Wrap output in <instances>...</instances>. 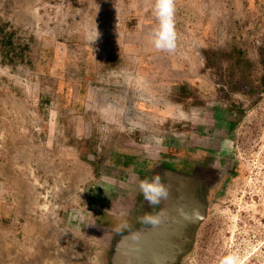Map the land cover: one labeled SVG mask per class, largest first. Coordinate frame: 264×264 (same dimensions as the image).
Instances as JSON below:
<instances>
[{
    "label": "rangeland",
    "instance_id": "1",
    "mask_svg": "<svg viewBox=\"0 0 264 264\" xmlns=\"http://www.w3.org/2000/svg\"><path fill=\"white\" fill-rule=\"evenodd\" d=\"M200 1L172 0V30L182 34L176 46H185V56L198 51L204 59L192 73L180 66L175 52L154 46L160 25L156 0H0V87H13L32 102L37 98L40 128L56 136L61 132L73 143L90 166V193L98 194L105 181L127 175L134 159L152 161L153 176L161 178L156 173L164 157L178 153H164L167 144H183L210 110L240 113L227 133L234 137L228 180L206 212L207 223L218 227L204 264H221L228 257L236 264H264V36L245 50L237 43L238 18L259 12L264 17L259 5L264 0L245 4L235 22L231 5L211 11ZM183 6L187 12H180ZM218 37L226 42H217ZM181 82L190 87L188 93ZM150 99L152 131L132 128L127 122L135 116L132 106L142 111ZM164 101L177 113L166 111ZM191 147L186 152H194ZM138 178L133 197L140 199V182L151 178ZM95 198L83 209L74 208V224L80 227L74 230L95 242L88 255L99 264L135 203L118 202L115 195L113 202ZM90 223L105 234L89 233Z\"/></svg>",
    "mask_w": 264,
    "mask_h": 264
},
{
    "label": "crops",
    "instance_id": "2",
    "mask_svg": "<svg viewBox=\"0 0 264 264\" xmlns=\"http://www.w3.org/2000/svg\"><path fill=\"white\" fill-rule=\"evenodd\" d=\"M248 2L254 0H203L200 5L211 11L231 5L235 22ZM34 98L32 102L13 87H0V264H43V260L46 264H98L96 256L88 255L89 245L95 242L83 231L74 230L75 226L80 228L74 224V208L83 209L89 198L95 202L96 196L105 202H111L113 195L118 202L133 200L138 177L150 175L153 162L132 158L133 163L129 161L125 169L130 177L105 181V193L98 194L95 189L90 193L89 164L61 132L56 136L41 129L42 114ZM231 115V111L219 110L210 129L217 137L227 135L233 143L234 137L227 134L231 132ZM131 164L136 168L129 169ZM46 190L51 191V206L42 197ZM94 232L97 238L105 234L96 224L89 229V233Z\"/></svg>",
    "mask_w": 264,
    "mask_h": 264
},
{
    "label": "flooded vegetation",
    "instance_id": "3",
    "mask_svg": "<svg viewBox=\"0 0 264 264\" xmlns=\"http://www.w3.org/2000/svg\"><path fill=\"white\" fill-rule=\"evenodd\" d=\"M210 112L206 119L195 122L190 137L181 139L183 144H167L164 153L178 151L167 154L159 168L161 173H156L160 174L161 183L167 189V197L155 206L150 205L143 195L140 199L139 196L133 198L135 204L130 211L129 221L116 228L112 247L103 255L101 253L99 264H161V261L163 264L178 247V243L191 238V228L186 224L184 215L178 214L176 209L185 205L191 208L195 200H202L207 212L218 188L221 189L228 180L230 172L231 141L227 135L217 137L211 131L217 109ZM239 114L232 113L228 119L229 125L232 122L237 125ZM192 134L195 136L192 137ZM216 140L219 141L218 145H213ZM190 147L195 151L186 152ZM180 153L182 154L179 155ZM153 174H150L151 180L155 177ZM160 213L159 224L141 222L145 216ZM207 215L195 228L189 251L179 257L177 264H204L218 227L207 223Z\"/></svg>",
    "mask_w": 264,
    "mask_h": 264
},
{
    "label": "built area",
    "instance_id": "4",
    "mask_svg": "<svg viewBox=\"0 0 264 264\" xmlns=\"http://www.w3.org/2000/svg\"><path fill=\"white\" fill-rule=\"evenodd\" d=\"M259 5H260V10L264 11V4L262 5V3H260ZM186 9H187V7H185V6L179 8L180 12H182L184 10H185V12H187ZM243 18L244 19H242V20H240L238 18V20H239V25H238L239 30L238 31H241V35H237V39L239 41L237 43H239L241 45V47L243 48V50H245L246 48H249L251 46V44L254 43L255 41L257 43H259L261 38L264 36V17H262L260 15V12H259L256 15L252 16V18H248V19H245V17H243ZM177 22L182 23V24H187L188 21H185L184 19L177 18ZM195 23L199 24V20H197ZM175 34H176V37H178V38L180 35H182L181 33H175ZM222 39L223 40L219 39V37H218L217 42L223 43V41H225V40H224V38H222ZM184 49H185V46H183L182 43H179L176 46V50L174 51L180 57V59H182L180 66H185V68L188 69L192 73L194 72L195 68L199 69L201 64H202L201 66H204V64H205L204 59L198 51L196 52L194 57L191 56V58H190V57L182 54ZM180 66L176 67L175 69H178ZM178 70L184 71L182 69H178ZM195 74H196V72H195ZM197 80L199 81V78H197ZM145 105L148 108H143L142 111L138 110L137 107L133 105L132 107H133L134 113H135L134 117L136 118V116H137L138 121H136L134 119V117L128 116L127 122L130 124V126L132 128L138 129L140 131H152L150 129V125L148 123V120H151L153 117V113L151 111V106L153 105L152 100L150 99L149 103H147ZM162 107L164 109H166V111L173 112L174 114L177 113V111H171V104L168 101H164ZM138 111H140L141 114H139ZM140 116H142V118ZM150 116H152V117H150ZM142 125H144V126H142ZM42 197L45 201H50V202H48V205L51 206V200H52L51 199V191L46 190Z\"/></svg>",
    "mask_w": 264,
    "mask_h": 264
},
{
    "label": "clouds",
    "instance_id": "5",
    "mask_svg": "<svg viewBox=\"0 0 264 264\" xmlns=\"http://www.w3.org/2000/svg\"><path fill=\"white\" fill-rule=\"evenodd\" d=\"M172 10V0H156L155 15L158 17L160 25L153 33V43L156 49L170 53L176 50V34L171 25ZM140 189L144 198L153 206L158 205L168 194L159 176L151 181H141ZM161 215L162 213L145 216L141 222L152 225L159 224ZM221 264H236V261L234 257H228Z\"/></svg>",
    "mask_w": 264,
    "mask_h": 264
},
{
    "label": "water",
    "instance_id": "6",
    "mask_svg": "<svg viewBox=\"0 0 264 264\" xmlns=\"http://www.w3.org/2000/svg\"><path fill=\"white\" fill-rule=\"evenodd\" d=\"M178 214L184 215L186 224L191 228L190 230V236L191 238L185 239L178 243V247L174 249L168 258H166L163 262V264H177L179 257L187 253L189 251V246L192 243V238L194 235L195 228L199 225L201 221H203L204 217L206 216V206L203 203L202 200H195L194 206L191 208H188L185 206H180L176 209ZM186 236L189 235V228L187 230ZM162 264V261L160 262Z\"/></svg>",
    "mask_w": 264,
    "mask_h": 264
},
{
    "label": "trees",
    "instance_id": "7",
    "mask_svg": "<svg viewBox=\"0 0 264 264\" xmlns=\"http://www.w3.org/2000/svg\"><path fill=\"white\" fill-rule=\"evenodd\" d=\"M182 86H183V89H184V92L186 93H188V89L190 88L189 86H187V83H185V82H181L180 83ZM246 88H248L247 90L248 91H251V90H253L252 88H251V86H247ZM240 117H238V119H239ZM98 177H99V179H101V180H104L103 179V175H100V174H98Z\"/></svg>",
    "mask_w": 264,
    "mask_h": 264
}]
</instances>
